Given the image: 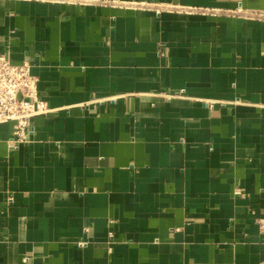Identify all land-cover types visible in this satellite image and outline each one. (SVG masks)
Segmentation results:
<instances>
[{
  "label": "crops",
  "instance_id": "crops-1",
  "mask_svg": "<svg viewBox=\"0 0 264 264\" xmlns=\"http://www.w3.org/2000/svg\"><path fill=\"white\" fill-rule=\"evenodd\" d=\"M51 111L0 124V264H261L264 0H0Z\"/></svg>",
  "mask_w": 264,
  "mask_h": 264
},
{
  "label": "built area",
  "instance_id": "built-area-1",
  "mask_svg": "<svg viewBox=\"0 0 264 264\" xmlns=\"http://www.w3.org/2000/svg\"><path fill=\"white\" fill-rule=\"evenodd\" d=\"M49 111L48 103L39 96L38 78L31 72L30 60L15 62L0 52V124L14 123L11 143L25 142L33 131V118ZM257 222L264 233V213Z\"/></svg>",
  "mask_w": 264,
  "mask_h": 264
}]
</instances>
